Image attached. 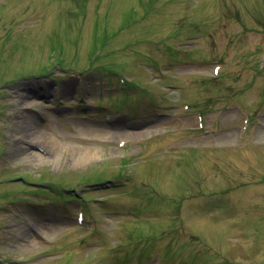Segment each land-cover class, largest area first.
Masks as SVG:
<instances>
[{
    "label": "rangeland",
    "instance_id": "rangeland-1",
    "mask_svg": "<svg viewBox=\"0 0 264 264\" xmlns=\"http://www.w3.org/2000/svg\"><path fill=\"white\" fill-rule=\"evenodd\" d=\"M147 253L264 264V0H0V264Z\"/></svg>",
    "mask_w": 264,
    "mask_h": 264
},
{
    "label": "bare ground",
    "instance_id": "bare-ground-1",
    "mask_svg": "<svg viewBox=\"0 0 264 264\" xmlns=\"http://www.w3.org/2000/svg\"><path fill=\"white\" fill-rule=\"evenodd\" d=\"M33 94L27 96V98L25 99L26 101L30 100L31 98L33 99L34 97L32 96ZM34 121V122H33ZM31 123V126H25L23 125L21 127V132L19 133L20 139L18 140V146H24L26 144H30L32 146H35L34 141L36 140V138L38 137V132H37V128H34L33 126L35 125V127L40 124L39 120L35 121L33 120ZM30 142V143H29ZM38 157V156H37ZM39 160L44 161L43 158L40 156L38 157ZM87 158L86 156H84L83 159ZM59 158L55 159L54 163L58 162ZM78 161H82V158H78Z\"/></svg>",
    "mask_w": 264,
    "mask_h": 264
}]
</instances>
